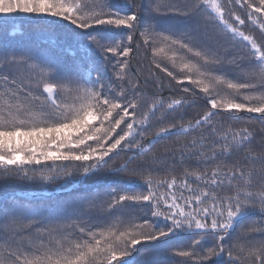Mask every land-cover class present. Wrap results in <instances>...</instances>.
<instances>
[{"label":"snow or ice","instance_id":"snow-or-ice-1","mask_svg":"<svg viewBox=\"0 0 264 264\" xmlns=\"http://www.w3.org/2000/svg\"><path fill=\"white\" fill-rule=\"evenodd\" d=\"M21 15L63 39L0 33V188L67 196L0 199V264H264V0H0Z\"/></svg>","mask_w":264,"mask_h":264},{"label":"trees","instance_id":"trees-1","mask_svg":"<svg viewBox=\"0 0 264 264\" xmlns=\"http://www.w3.org/2000/svg\"><path fill=\"white\" fill-rule=\"evenodd\" d=\"M31 20V17L21 15L11 17L6 23H4V18L0 17V33L7 32L14 35L15 43L17 44H28L38 41L46 51L59 54L57 41L62 40L63 38L41 34L35 30L34 26L31 24ZM62 58L66 61H70L71 59L69 56H62ZM139 63L140 59L137 57V59L134 60V64L139 65ZM189 111L191 112L193 110ZM70 188L78 189L79 186L74 185L70 186ZM66 196L67 193L58 188L56 184L42 185L31 182H17L0 188V199L20 198L24 200L43 201L48 200L49 198L52 200L63 199Z\"/></svg>","mask_w":264,"mask_h":264}]
</instances>
